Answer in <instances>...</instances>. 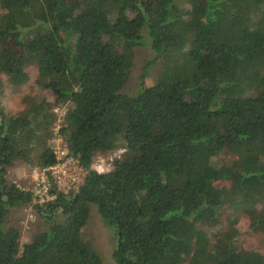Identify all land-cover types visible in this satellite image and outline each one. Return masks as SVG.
Instances as JSON below:
<instances>
[{
	"label": "trees",
	"instance_id": "16d2710c",
	"mask_svg": "<svg viewBox=\"0 0 264 264\" xmlns=\"http://www.w3.org/2000/svg\"><path fill=\"white\" fill-rule=\"evenodd\" d=\"M144 36L161 72L124 94ZM29 66L52 100L0 111V264H102L84 236L92 207L115 264H264L234 227L207 234L229 208L264 236V0H0V95ZM56 126L86 175L39 204L10 172L55 165ZM119 149L109 171L91 168ZM27 207L36 230L21 244L11 215Z\"/></svg>",
	"mask_w": 264,
	"mask_h": 264
},
{
	"label": "rangeland",
	"instance_id": "374dc122",
	"mask_svg": "<svg viewBox=\"0 0 264 264\" xmlns=\"http://www.w3.org/2000/svg\"><path fill=\"white\" fill-rule=\"evenodd\" d=\"M182 5L185 9H189V5L186 1H184ZM144 37L147 42L145 44L143 42V45L138 47L135 51V58L130 72L129 82L122 91L124 94H135L142 88V86L147 87L154 85L161 72L163 60L162 62L161 60H156V62L153 63L156 54L149 47L148 37ZM187 53V50L177 52V59L180 62L184 61L187 58ZM26 71L29 79L25 84L13 87L4 83L2 87L0 95V111H3L7 115H16L24 109L22 99L25 96H41L47 100H52L50 93L42 91L37 87L35 83V67L29 66ZM63 112V109H58L56 114L58 117H61ZM57 130L58 126L53 130V141L50 143L52 147L55 145L54 141L58 140L56 136ZM120 150L124 149L115 150L107 155L96 156L93 159L91 168L93 169L96 166L103 165V171L100 173L109 171L112 168L113 161L117 159ZM234 159L235 158L231 155H220L215 159V162L217 164L229 163ZM28 168L29 167L25 164H17L10 172L14 177L13 181L18 184L23 183V186L28 185ZM228 209L223 213L225 222L223 221L221 226L217 228L208 230V236L211 237L214 232L227 231L230 227H234L238 233V240L244 249L254 250L264 255V236L249 228L250 220L247 216L235 210L229 209L228 211ZM11 218L19 219V225L21 226L22 232L20 242L21 244L27 242L31 233L36 230L35 227H33L34 217L30 207L13 211ZM200 226L203 227L204 225L201 224ZM84 236L85 239L92 244L93 249L101 258L102 264H115L112 255L115 249L116 235L111 227L104 224L96 207L91 208V215L87 226L84 229Z\"/></svg>",
	"mask_w": 264,
	"mask_h": 264
},
{
	"label": "built area",
	"instance_id": "2783aa9c",
	"mask_svg": "<svg viewBox=\"0 0 264 264\" xmlns=\"http://www.w3.org/2000/svg\"><path fill=\"white\" fill-rule=\"evenodd\" d=\"M58 109L55 110L57 113ZM58 140L54 141L53 151L57 159L55 165L37 168H28V185L22 186V189L32 194V199L41 204L54 199V191L68 193L76 191L83 183L86 171L79 167L69 152L66 144L57 135ZM124 152L119 151L117 158ZM103 165L96 166L93 170L102 172ZM21 188L20 184H17ZM54 190V191H53Z\"/></svg>",
	"mask_w": 264,
	"mask_h": 264
}]
</instances>
